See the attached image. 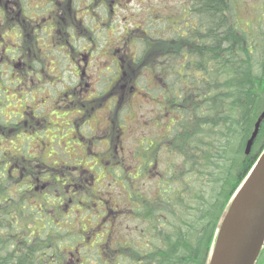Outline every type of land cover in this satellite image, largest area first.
I'll use <instances>...</instances> for the list:
<instances>
[{
	"label": "trees",
	"instance_id": "16d2710c",
	"mask_svg": "<svg viewBox=\"0 0 264 264\" xmlns=\"http://www.w3.org/2000/svg\"><path fill=\"white\" fill-rule=\"evenodd\" d=\"M245 8L251 13L247 22L241 17ZM189 12L187 34L183 35L185 27L181 26L178 34L170 35L179 40L178 53L187 62L183 71L169 67V74L163 76L162 65L158 70L152 68L160 74L152 87L146 85L151 83L148 79L130 73L128 86H140L146 95L153 99L162 96L170 105L156 104L163 109L161 115H169L170 124L162 136L146 140L151 146L142 156L136 145L133 153L143 162L139 161L135 172L127 171L130 167L120 160H109L117 157L121 140L111 133L110 144L103 146L91 137L80 144L73 141L74 151L79 152L75 157L65 152L56 135L69 136L65 123L50 121L21 137L8 135L10 128H17L18 117L17 111L4 114L3 94L9 99L8 90L19 87L21 93L23 84L0 75V142L13 145L0 148V264H78L77 258L84 256L81 250L91 248L98 249L99 264H208L232 196L264 148L263 119L250 153L245 154L264 111V0H193ZM145 29L146 37L161 40L160 33L148 34L147 26ZM142 39L136 44L143 53L135 59L131 72L145 60ZM65 80L63 77L62 82ZM189 96L194 99L190 107L185 105ZM117 102L112 105L113 126L116 121L124 123L130 109ZM20 128L18 133L28 127ZM14 139L24 143L17 145ZM31 141H35V149L30 158L15 153L23 146L30 148ZM105 146L109 153H100ZM160 154L179 161L168 163L159 172ZM66 155L92 166L63 162L61 157ZM32 160L38 164L28 163ZM97 172L103 174L100 183L94 180ZM147 173L152 177L148 179ZM116 174L120 184L112 182ZM104 180L122 188V209L98 194ZM147 181L154 182L152 195L138 188ZM90 183L93 188L86 185ZM92 199L95 211L86 221L87 231L75 235L68 226L76 228L73 220L80 217L75 213L88 214L87 203ZM120 210L125 223H135L122 239L109 232ZM77 222L83 224L82 219ZM105 250L108 254L103 259ZM85 259L88 263L93 257ZM256 264H264V249Z\"/></svg>",
	"mask_w": 264,
	"mask_h": 264
},
{
	"label": "flooded vegetation",
	"instance_id": "af4514ba",
	"mask_svg": "<svg viewBox=\"0 0 264 264\" xmlns=\"http://www.w3.org/2000/svg\"><path fill=\"white\" fill-rule=\"evenodd\" d=\"M31 1L0 0V75H6L11 80H22L23 84L22 97L17 100L22 107L16 112L17 128H10L8 135L21 137L28 131L33 132L42 124L51 123L49 119L55 115V111L64 110L61 116L68 119L64 128L70 133L72 142L69 145L73 157L79 155L74 151L75 145L89 137L93 141H100L102 146L110 144L112 105L129 93L124 91L121 98L114 97L110 94L112 83L117 79L121 83L128 75L129 80L121 87L134 90L128 86L131 81L128 70L136 58L135 42L138 39L137 36L131 37L130 33L132 29L136 31L140 27L144 29L143 34H147L142 22L129 28L133 17H129L131 14L127 10L130 1L136 0H37L39 4L34 5ZM118 8L124 14L119 13ZM103 16L110 18V24L103 22L106 18ZM179 17L171 22L173 26H178L174 33L178 34L183 26V35H186L189 29L187 23L191 19L189 9L183 10ZM118 24L121 32L117 29ZM5 28L14 35L16 42L9 35L10 44H6ZM27 38L31 39L30 42ZM125 40L131 44V48L124 44V48L130 52H123L124 48L120 45ZM42 46L46 51L44 54ZM51 58L53 62L49 61ZM64 61L69 62V68L64 69L63 76L61 72L55 77L52 72L57 70L55 62L62 71ZM97 61L103 66L99 70ZM89 65L91 69H88ZM158 68L156 65L155 70ZM14 72L19 74L15 75ZM151 74L153 79L158 78L154 70ZM63 77L66 78L65 82H62ZM33 92L44 97H34ZM3 99L1 106L12 101L7 99L5 93ZM98 115L105 127L98 128L94 124ZM20 127L28 128L18 133ZM108 146L103 147L100 153L108 154Z\"/></svg>",
	"mask_w": 264,
	"mask_h": 264
},
{
	"label": "rangeland",
	"instance_id": "374dc122",
	"mask_svg": "<svg viewBox=\"0 0 264 264\" xmlns=\"http://www.w3.org/2000/svg\"><path fill=\"white\" fill-rule=\"evenodd\" d=\"M130 1V0H129ZM191 1L193 0H136V1H130L129 3V7L127 12L129 14H131L129 17H133V19L131 20V24L129 28H134V25H138L139 22H142V24H144L145 28L147 26V29H149L148 34H150L151 32L155 33V34H159L161 35V40H156V36H153L154 39L151 38V36L146 37L142 31L144 29H141L140 27H138L136 31H134L133 29L131 30L130 36L131 37H136L138 40H141L143 44L145 43V48L144 51L146 49L147 53L145 55V60L143 61V63L139 66L135 67L134 72L129 71L128 74L130 75H134V78L136 77H143L144 79H148L151 83L146 84L148 87L150 85V87H152V83L154 82L153 78H152V74L151 71L153 70L152 68H155L156 65H162V73L161 75H165V74H169V67H176L175 70L182 72L183 70V65H185L187 62L183 60V57L181 55H179L178 53V41L174 40L172 37H170L171 33L176 32V30L178 29V26H173V24H171V22H174L176 20H178L182 13L183 10L187 11L189 8V3H191ZM250 1V0H248ZM256 1V0H254ZM31 4H39V1L37 0H33L31 1ZM247 4H244V6ZM258 7V6H257ZM184 8V9H183ZM119 13L123 12V10H120L118 8ZM250 11H248V9H243V11H241V17L243 18L242 20H244V22H247V20H249L248 18H250ZM106 17V16H103ZM114 19L116 18L115 16H112ZM140 17V20H137V18ZM113 19V20H114ZM109 21V22H108ZM153 21V22H152ZM103 22H107L106 24H110V18L107 16L106 18H104ZM150 22L153 23V25L150 26ZM185 24V23H184ZM117 29L121 32L122 29L118 24ZM174 31V32H173ZM4 39L6 44H10V36L12 35L10 33V31L8 30V28H5L4 31ZM31 33L33 34L32 30ZM8 35V36H6ZM145 36V37H144ZM7 37V38H6ZM23 40H25V37L23 38ZM31 39L27 38V41L30 42ZM12 41L16 42V38H14V35H12ZM63 43V42H61ZM127 43V45L131 48V44L129 42H127V40H125L124 42H121L120 45L124 48V44ZM18 44V46H22L19 43H15ZM40 44V43H39ZM61 45V44H60ZM136 54L137 57L141 56L140 53L142 51V47L140 45V47L137 46L136 42ZM43 47V46H42ZM187 47V46H186ZM190 49V47H187V49ZM124 51H128L126 48H124ZM145 51V52H146ZM45 48L43 47L42 49V53L44 54ZM79 52L77 54V56H79ZM76 55V54H75ZM45 56V55H44ZM140 58V57H139ZM96 59V58H95ZM139 60V59H138ZM50 62L52 61L49 59ZM95 61V60H94ZM93 61V63H94ZM137 62H140L137 61ZM75 63V62H74ZM98 63V70L101 69L103 66L97 61ZM137 65V64H136ZM193 65V64H192ZM52 66V65H51ZM186 66V65H185ZM57 70H53V74L55 77H57L59 74H61L62 72V76H63V72L64 69H68L69 68V62L65 63V61L62 63V71L61 68H59L55 62V66H54ZM53 68V66L51 67V69ZM92 66L88 69H91ZM165 68V69H164ZM97 69V68H96ZM93 69V70H96ZM113 70L115 69V67L112 68ZM188 73H192V69L188 68L187 69ZM59 71V72H58ZM113 72V71H112ZM15 75L19 74V72H14ZM160 75V74H158ZM20 79V76H17ZM125 81L119 83V79L115 80L112 83V88L110 89V94H112L114 97L118 96L119 98H121L120 96L122 95V92L127 91L129 93H125V95H123V97L119 100L121 103H126L130 109L129 111L126 113L125 116V121L123 123V121H116L115 125L113 126V122L115 120L113 113H111V125H110V133L112 134V137L115 138L116 136L121 139L120 143L118 144L119 148H118V154L116 155L117 157L115 158H109V160H120L121 162L124 163V165H128L127 171H131V172H135L138 169V165H139V161L142 163L143 160H141V158L139 159L138 156H135L133 153V150L135 149L136 145L139 146L138 150V155H143V151L145 149H149V147L151 146V142L146 141L147 139H154V138H158V136H162L163 132L165 130V127L167 126V123L169 122V118H168V114H164L161 115V111L160 108L158 106H156V104H162V106L165 107H170L169 103L164 102L162 96L158 97L156 99H153L152 97H150L149 95L145 94V90L143 88H141L139 86V89L136 90H128L127 88L122 89L121 86L124 85L125 82H127V80H129V76L127 75L126 77H124ZM8 98L12 99V101H10L11 103H8V105H5L4 108V114L7 116L9 114V112L12 111H17L20 110L19 105H21L19 102H17V100H20V98L22 97L19 93L21 91V89L18 87L15 91L12 90H8ZM32 96L34 97H39V94H35L34 92L32 93ZM111 96V98L113 97ZM44 97V95H40V99H42ZM194 99L189 98L185 101V105L190 107L194 102L192 101ZM159 101V102H158ZM189 104H188V103ZM191 102V103H190ZM55 115H52V118L49 119L51 120V122H55L58 124H63L66 123L68 121L67 117H62L61 115L64 112V110H59V111H55ZM118 122V123H117ZM120 122V123H119ZM94 124L98 125V128L101 127H105V123L102 122L101 117L98 115L96 117V121ZM117 124L119 125V129L117 128ZM170 124V122H169ZM47 134H49V131L47 132ZM56 135H58V137L60 138L61 142V146L62 148H65V152H71L72 148H70L69 145V136H62L60 135V133L56 132ZM24 143V141L22 140H18V139H14L13 143L15 144H20V143ZM35 141H31L30 142V148L29 146H23L21 149H15V153L17 155H22V156H28V158L31 157V153L32 150H34V146H35ZM13 145L9 144V142L7 141V143L4 142H0V148L2 149H7V147H10ZM121 147L122 150L120 149ZM11 148V147H10ZM38 154H40L37 151ZM71 157L73 155V153L71 152ZM60 155H62L61 151H60ZM109 156V155H108ZM34 160V159H33ZM32 160V161H33ZM61 160H63V162H68L71 165H78V166H83L86 168H90L92 166L91 163H89L86 160H80V159H73V160H69L68 159V155L61 157ZM159 160V172H162L164 170V168L167 166V164L169 163V165L171 163L177 162L179 161V159H177L176 161H171L172 158L170 156H166L165 154H160L158 157ZM39 161V160H36ZM43 161V160H42ZM28 163H33V164H38L35 161L33 162H28ZM39 165H41V163H39ZM138 166V167H137ZM41 168H38L37 171H40ZM87 175V174H86ZM95 176V181L97 182H101V177L103 176V174H99L98 172L96 174H93ZM152 174H148L147 173V178H151ZM116 178L117 179H112L113 183H117L120 184V181L118 180L119 176L116 174ZM87 179L89 180V177H87ZM111 180V178H110ZM90 182V181H89ZM109 182L104 180L102 183L101 187H98V194L99 193H103V195L111 202V204L114 206H121L122 209V198H123V194L124 192L122 191V188L116 184H108ZM87 186H91L92 184H86ZM139 187L141 192L146 193L148 195H152V191L154 188V182H140ZM137 185V186H138ZM93 188V187H92ZM82 197V195H80ZM95 199H92V202H88L87 206L89 208V212L88 214H85L83 216H80L81 214L79 213H75L76 216H79L80 218H76L73 220V222L75 223L74 227L72 226H68L69 229L73 230V232L75 233V235H81L83 236L85 234V231H87V222L90 217L93 216V212L95 211ZM122 210L119 211V213L116 215V220L113 219V225L110 227V235L112 233L114 238H119L122 239L124 237L125 231H127V228L130 226L131 228L134 227L135 223H130L129 225L127 223H125V221L123 220V216H121ZM92 214V215H91ZM94 218V217H93ZM79 219L83 220V224H81L79 226V223L77 222ZM87 224V225H86ZM98 232V230H96ZM93 232V231H92ZM87 236L85 235L84 238L86 239V242L88 241ZM102 249H105V246L102 245L101 246ZM96 251H98L97 248H91V249H82L81 253L84 256H79L77 259L80 261L78 264H99L98 260L96 261ZM105 254L102 253V257L103 259L107 258V250H105ZM102 252V250L100 251ZM93 260L88 262L86 261L85 258L87 259H92ZM76 258L74 257L73 260H75ZM102 259H100L101 261Z\"/></svg>",
	"mask_w": 264,
	"mask_h": 264
},
{
	"label": "water",
	"instance_id": "95a60500",
	"mask_svg": "<svg viewBox=\"0 0 264 264\" xmlns=\"http://www.w3.org/2000/svg\"><path fill=\"white\" fill-rule=\"evenodd\" d=\"M264 111L245 146L251 151ZM264 244V149L225 212L208 264H255Z\"/></svg>",
	"mask_w": 264,
	"mask_h": 264
}]
</instances>
